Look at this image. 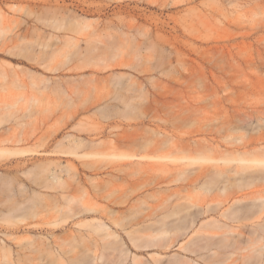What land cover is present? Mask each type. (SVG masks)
I'll list each match as a JSON object with an SVG mask.
<instances>
[{
	"label": "rangeland",
	"instance_id": "1",
	"mask_svg": "<svg viewBox=\"0 0 264 264\" xmlns=\"http://www.w3.org/2000/svg\"><path fill=\"white\" fill-rule=\"evenodd\" d=\"M69 12H70V14H68ZM75 14H77V15L80 14L79 15L80 17H77V15H75ZM68 15H70V16H68ZM84 16L86 18H89V21H92L94 19H96V21L98 20L97 22L95 20L94 21H95V23H97L96 24L97 26L99 25L100 28H103V26H104V30L101 29L102 31L99 28L100 34L103 33V36H102L103 38L101 37L102 41L105 39L104 38V35L106 34L105 32L109 33L111 31V33H112V31H113V33H114L115 28H117L115 30V32L119 31L118 28L120 27L121 31L119 33L123 34L126 32V34H127V32L136 33L138 29H139L138 32H140V31L142 32L143 30L141 28L145 26L144 28L146 30H148L147 32H151L150 30H152V32L149 33V35L151 34L150 35L151 39L149 40L150 43L148 44L149 47L145 48L140 55H137L136 52L133 53V51H132L133 49L129 45L130 43H127L129 46H126L127 49H124L125 48L124 47L123 48L124 51L123 50L116 51V53H115L116 55L109 53L110 56H111V54L113 56H117L118 53L119 54H120V52L122 53L121 54L122 57H119L121 55L117 56L118 58H121V59H118V58L114 59V57H113L114 60L111 59V63H110V61H108L109 57L107 56V54H108L107 52H106V55H104L105 54L104 53V54L99 55V57H97V56L94 57L93 55H92L93 58H91L92 56L87 57L88 55H86L87 53L85 50V48H87V47H85V46H87L88 43L85 40L88 38L86 36L89 34V32H87L88 34L86 33V36L84 35L85 37L83 36L84 30L82 31L81 36H79L80 34L77 35L78 31L81 32L82 26L84 27V25H83L84 24L83 23ZM76 17L78 18L77 21L80 18L83 20L80 19L78 21V23L74 22V20H75L74 18H76ZM55 18H56V20H55ZM101 18H102V20H100ZM132 18H134V20H132ZM65 19H67L68 23L65 21ZM135 19L137 20V22H135L136 21ZM1 21H3V22H1ZM99 21H101V22H99ZM133 21L137 25L136 24L134 25ZM0 22L2 23V24L0 23V31L2 30L0 32V121H1L0 122V125H1L0 126V135L3 134L2 138H0V141L2 139V142H4V143H1L0 149H1V147L5 148L7 146H11L8 149H13L12 148L13 146L15 149L17 146L18 149L26 150L23 153H20V152L17 154L15 153L16 155L12 152H11V155H10V153L9 154L7 153L6 155H3V153H0V158L2 157V160L0 159V171H1L0 175L7 174V177H8V175H10V176H12V178H14V180H16L15 182H13L14 180L12 181L11 180L12 178L9 176L10 179L6 177L7 179L4 178L3 179L4 181L3 180L0 181V189H2V187H3V189L5 188L4 190L2 189L3 191L2 190L0 191V204L2 205V206L0 205V212L2 211L1 214L2 215L4 214V217L3 216L2 217L6 219V220L3 219V221H1L2 218H0V232H1L0 233V252H1L0 264H4V261L2 258L6 259V256H2L3 255V252H2L3 248L6 249L5 250L6 252H8L7 254L6 253L5 254L9 255V258L6 259L7 261L5 260L6 261L5 264H7L9 261H11V259H13L16 262V264H29V263L30 264H34V263L35 264H44L41 253L37 249H35L38 244H36L34 241L37 242V239H38L37 243H39V241H41V238L44 236H49L50 239L57 241V239H55V237L59 238L60 235H62V237L64 236L63 238H65V237H66V239L68 238L67 240H69L71 236L73 237V234H76L75 233L77 231L76 228L78 229L79 226H77L75 224V222L78 221L79 219H82L83 216H81L79 214L76 216L75 213H76L77 209L80 207V205L83 203V201L85 202V200H86V199H84V197H87L86 194L89 192V191L88 192L86 191L87 193L84 192L86 186H87L86 190H90V192H91V193L89 192L91 196L89 194H87L88 197H91V198L93 197V199H91V201L92 200L94 201V199H95L96 201L98 200V202L102 203V204H95V206L98 205L97 207L100 209V212L98 211L95 213H91L90 216H99L101 214V212L105 213L107 211L105 208H107V207L104 208L105 212H104V210L101 211L102 210L101 208H103V207H101V205L104 206L105 203L106 204L108 203L109 206L116 208V209H121V210L126 209L127 210V208L129 209V207L132 208L133 202L136 203L135 205H133V208H134V206H136V205L137 206L141 205L140 203L142 201L144 202V199H146V202H147L146 206H148V204H150L149 207L150 206L155 207V206H157L159 201H162L164 199V197L168 198V196H169V202H170V197H171V203L172 202L175 203V201H177V200L180 201L179 199H181V200L186 199V201L188 199V202L190 200H192L194 203L202 204V205L205 204V206L209 203L210 204L213 203V204H211V206H214L216 203H218L219 200H221V199L223 200V198H226V196H227L226 192H224L222 190H220V191L217 190L218 191L217 192L216 189H214L215 191L213 192V191H211L210 188L208 189V187H206L208 189L207 190L201 184L202 182H199L198 184H194V183L192 184V183H189V180L186 178H184V180L183 179L180 180V178H181L180 176H179L180 178L177 177V178H179V179H177L175 176H178V175H176V173H177L176 171L178 170V168H177V170L175 168L179 167L181 165L180 164L181 161L180 162L178 161L179 163L176 161H172V164L170 162H168L169 163L168 167H169V169H171L170 172L172 173L174 171L173 172L174 174L173 173L171 174L170 172H167L168 173L167 174L166 172H162L161 170H158V169H157L158 172H157V170L156 171L154 170L155 172L153 170H150V171H148L149 173L152 171L151 173L154 172L157 175V176L156 175L153 176L150 173V176L152 175V177L147 176L149 173H147V175H141L143 170L146 172L145 169H142L138 173L134 172L135 174H131V175H136L137 178L133 177V176H131V178H130V175L128 174V172L133 173L132 172V171H134L133 168H132V170H129L131 168L125 169L128 172L125 170L119 172L117 170H112L110 166H106V167L103 166L105 168L103 169V167H102L101 169H99V171H101V172H97L98 170H95L92 167H89V166H91V164L87 165V163L88 164L92 163V160H94V159H92L93 157H91L90 160L88 159V157H86L87 158L86 160H85V157H84V159L81 158L82 160H78L80 158H78L77 156L72 155V154L66 155V153L60 151V149L64 148V146L62 148H60V146H59V148L58 147L56 148V144H54V141H52L53 140L52 138H54L55 134H60L61 132L68 131L75 124L76 125L74 127H76L77 129L74 130V128H73L70 131H73L76 134L83 135V136H86L89 134H94V133L98 132L99 130L100 131L101 130L102 131L109 130V129L112 130V128H116V130L114 129V131L117 133L123 132L125 134L126 130H127L128 132L131 131L132 134L135 132H136L135 134H137V132L141 133V130L143 132L145 130V133H147V128H150V130H151L154 127H156V129H158L159 127H162L160 129H162V130L164 129L165 132L168 133L169 135L173 134L172 136H175L174 140L175 139L180 140L182 138L183 139H189V138L194 137V139L200 140L202 138L201 141L202 140L205 141L204 139L206 137V139L208 138L210 141H213L215 143L218 142L219 144H225V143L227 144V141H226L227 139L225 140L224 138L227 137L226 135H228V134H232L233 136L244 135V136H248V137L249 136L250 137L251 136H257L259 134L264 135V0H206L204 3H202L200 0H0ZM65 22L67 24L66 26H65ZM69 22H71V23H69ZM61 23H64V24H61ZM74 23H77L75 25V27L73 26ZM121 23H122V25H121ZM125 23H126V25L129 23L128 24L129 29L126 28L128 26H126ZM130 23H132L134 25V27H130ZM71 24H72L71 27H74L73 28L74 30L72 28H70ZM138 24H140V26ZM53 25H56V27ZM96 25H94V26H96ZM109 25L111 27H108ZM141 25H142V27H141ZM147 25H149V27H151V29H149ZM94 26H93V28H94ZM1 27H2V29H1ZM112 27H113V30H112ZM76 28H80V29H76ZM90 28H88V29L90 30ZM131 28H132V30H130ZM109 29H111V30H109ZM122 29H123V31H122ZM145 29H144V31H146ZM91 30H92V28H91ZM124 30H126V31H124ZM141 32H140V35L138 36V38L140 40L144 39L143 35H142L143 38H141V34H142ZM156 32H159V33H156ZM144 33H146V32H144ZM68 34L73 35L71 37L72 41H75L76 40L75 38L79 39L80 44L83 47H85V48H83L84 53H81V54H83L87 58L82 56L80 53H79L81 55L80 57H84L83 59L78 57L79 54L76 55L78 53V52L75 53L76 49L75 48L72 49L71 45H69V44H71L69 42L70 36L62 37V36L68 35ZM159 34H161V36H159ZM106 35H108V34H106ZM109 35H110V33H109ZM118 35H121V34H118ZM58 37L60 40L58 39ZM73 37L75 40H73ZM124 37H127V36H124ZM124 37H122V38H124ZM64 38H65V40H64ZM124 39L127 40V38H124ZM108 40H111V38ZM57 41H58V43H57ZM65 41L69 42L68 46H65ZM37 42H38V44H37ZM53 42H54V44H53ZM155 42L158 44H156ZM154 45H156V48H159V50L156 51V48ZM158 45H159V47H158ZM51 46H52V48H51ZM63 46L65 47V50L63 49L64 48ZM53 47L55 48V51H54ZM60 47H63V48H61L62 51L60 50ZM66 47L68 49H69V47H71L70 49H72V50H70V49L67 50ZM73 47H74V45H73ZM160 47L164 48V49H161ZM56 48H57V51H56ZM125 50H126V52H125ZM163 50H164V52H163ZM108 51L111 52L112 50H108ZM73 52H74V54H73ZM87 52H88V50H87ZM112 52L114 53V51H112ZM130 52L133 55H130L131 54ZM32 53H34V54H32ZM91 53L93 54V52H91ZM69 54L75 58H72L71 56L69 57L68 56ZM127 55H128V57H127ZM105 56L107 57L108 60L105 59L106 58ZM29 57H31V58H29ZM102 57L104 58V61L106 60L104 63L109 62V63H107L108 64V70H106L105 64L103 62L101 63V61H103ZM140 57H144V58L140 59ZM71 58H72V60H71ZM94 58H96V59L93 60ZM111 58H112V56H111ZM36 59L38 60V62L40 64L37 63ZM81 60L83 63L81 62ZM131 60H132V62L135 61L136 63L135 62L132 63ZM86 61H89V62L85 63ZM128 61L132 64H135V65L138 64V65H136V67L133 65L132 66L130 65L131 67H129L128 65H126L124 67L125 64H121V65L119 64V63H127L128 64L129 63ZM111 65L114 66V68L113 67L110 68L109 66H111ZM100 66H101V68L104 67L103 69H105V70L99 68ZM132 68H135V69H132ZM11 69H12V72L15 69H16V71H14L12 73V72H10ZM19 69H22V73L20 72L21 70H19ZM29 69H31V71H29ZM23 70H25V73H23L24 72ZM111 71H113L114 73L116 71L130 72L131 74H133L132 80L135 79V81L136 80L138 81V83H136V85L134 86V87H136L135 89H138L137 84H139L138 87L141 88V90H139V89L136 90V91H138L137 92L139 94L138 96L135 95L136 92L134 93L135 90L132 87H131V89L125 88L126 90H123L124 92L122 91L123 97H126L127 99H130V98L135 99V101H133L131 99L132 100V106L131 107L133 109L132 108L128 109L129 110L128 112L125 111V109H123V110L120 109V110H122L123 113L121 111L120 112L118 111L115 113V111L119 110V109L112 111L115 108L114 109L111 108L110 111H109V109L108 110H101V111H99V110L97 111V109H96V111H95V109H92V107L88 108L89 106H85V104H83V102L79 103L80 100L85 98L84 99L85 102L87 101L86 105H88L89 104L88 102H90V100L91 101L93 100V102L96 101L94 98L96 96H98L99 93H102L104 95V92L106 91V88H104V87L105 86L107 87L106 83L109 81L108 79L114 78V74H111V77H109L110 73H113ZM16 72H19L18 74L20 75L19 76L20 78L22 77L20 79V81L17 78L18 74ZM29 72H31V73H29ZM34 72H36V73H34ZM10 73H12V74L16 73L17 74L15 77L16 78L15 83H14V81H15L14 75H12ZM32 73L35 74L34 77L31 76ZM6 74H9V75L7 76ZM39 75L41 77L43 75H45V77H49L50 79L43 77V79L45 78V81H47V82H43L42 81L43 79H40L41 80L40 81L38 79V77L41 78ZM70 75H72V76H70ZM100 76L105 78V80L103 79L104 82L106 80L107 81L105 83H103V82L101 83V81H103V80L100 79V78H102ZM149 76L151 77V79L148 78ZM76 77L79 80L75 82L74 78H76ZM55 78H56V80L60 79V81H61V82L60 81H56V82H60V84H64L65 86L61 87V85L59 86L57 84L58 85L57 87H61L60 89L57 88L56 82H54ZM77 78H76V80H77ZM67 79H69V80L66 81ZM37 80H38V83H37ZM88 80H90V81L95 80L94 81L95 85L97 84L96 80H100L99 85L100 86L103 85L102 89L100 91L98 89H97V91H95V92H97V95L95 94V92H93L95 94V96L89 95L90 97L92 96V99L90 97L89 98L85 97L89 93L85 89V87L86 88L88 87L85 85L88 82H90ZM114 80L115 79H113V81ZM125 80H127V79H125ZM34 81H36V82H34ZM70 81H71V83H73V81H74L75 85L68 83ZM53 84L58 89V91L59 90L61 91L63 88H65V90L67 89V93H66V91H64V89H63V91L66 94L64 92L63 93H59L58 91L55 92L54 91L55 89L53 90V88H55V87H52ZM77 84H78V86H76ZM91 84H92V82H91ZM104 84H105V86H104ZM107 84L110 88L107 87L108 89L105 93H108L109 89L112 90V88L114 89L113 92L115 93L116 85H115V87H112L111 84H113V83L109 82ZM114 84H115V81H114ZM17 85H18V87H17ZM99 85H97V87L96 86L95 87L96 88L99 87V89H100ZM93 86L91 85V87H90V84H89V87L91 88V90L94 91L95 88H93ZM140 86H142V87H140ZM48 87H50V88H48ZM68 87H69V89H68ZM83 87H84V89H83ZM71 88H72V91H70ZM78 88L83 89V90H81V91L76 90ZM88 89L89 88H87V90ZM132 89H133L132 95L130 94L128 97L125 96V91H126V95H128L127 91L130 92ZM116 91H117V89H116ZM91 93H92V91H91ZM69 94H71V96ZM84 94H85V96H84ZM101 95H100V97H102V99H110L112 96V95H110V98H109V94L108 95L105 94L106 97L108 96V98H106L105 96L103 97ZM93 96H94V98H93ZM86 98H87V100H86ZM138 99H141V100H138ZM142 99H145V100L147 99L148 101L144 100L146 102L145 103L144 101H142ZM1 100L6 101V102L8 101V102L3 103V101H1ZM67 100H69L70 102ZM72 100H76V101H74V103L73 102L71 103ZM9 101H10V103H9ZM155 101H156V103H155ZM11 102H13V105L15 102V105L13 106L11 104ZM76 102L81 104L80 106H85V108L83 107L85 110H83V108L80 107L81 109L78 108L79 111L77 110L79 113L77 112V115H73L76 113V110L72 109L73 108L72 106L75 105L74 108L77 107L78 104L76 106ZM134 102H136V103H134ZM139 102H141V103H139ZM142 102H144L145 104ZM149 102H151V103H149ZM2 103L7 104V105L9 103V105L5 107ZM69 103H71V104H69ZM90 104H91V102H90ZM136 104L139 106H137ZM16 105H18V106L16 107ZM91 106H92V104H91ZM140 106L142 107V110L145 109L143 111H145L146 115L144 114V112L142 113ZM63 107H64V109H63ZM70 108L73 111H71ZM139 108H140V111L138 112ZM66 109L68 112L66 111ZM69 109L71 112L69 111ZM134 109H135V111H134ZM8 110L11 112H9ZM107 111H109V112H107ZM111 111L113 112L112 114H111ZM5 112L7 114H5ZM94 112L97 114L95 115ZM100 112H102V113H100ZM104 113H106L107 116ZM119 113L121 116L119 115ZM141 113L144 115L142 116ZM151 113H153V114H151ZM117 114H118V117H117ZM123 114H125V115H123ZM147 114L149 116H147ZM23 115H25V116H23ZM85 115H86V117L88 115V117L86 118ZM13 116H14V118H13ZM63 116H64V118H63ZM65 116H66V118H65ZM68 116H69V118H68ZM83 116H84V118H83ZM129 116H130V118H129ZM138 116L141 119H139ZM59 117H60V119H63V121L62 120L60 121ZM11 118H13V119H11ZM71 118H72V120H70ZM88 118H89V121H87ZM9 119H10V121H9ZM127 119H130V120H127ZM84 120H86V121H84ZM94 120H96V122ZM2 121H4V122H2ZM20 122L21 123L23 122L22 123L23 125ZM79 122H82L84 125L79 123ZM89 122H90V124L93 123L94 126H96L95 124H97L99 126V128H98L99 130L97 129L98 130L97 131L96 129H94L95 127L93 129L92 128L88 129V126L90 125ZM19 123L21 126L17 125ZM93 124H92V126L90 125L89 127H93ZM59 125L62 129L59 127ZM103 125H104V127H103ZM122 125H124V126H122ZM159 125H161V126H159ZM78 126H79V128H78ZM83 126L87 127L88 130H86V132H85V130L83 132L79 131L81 128H83ZM146 126H148V127H146ZM58 127L60 128V130L58 129ZM124 128L126 129L125 131L123 130ZM128 128H129V130H128ZM139 128H140V130H138ZM50 129L53 130L54 134L51 135V133H50V136H48ZM90 129L92 132L87 133V131H89ZM132 129H134V130L132 131ZM12 130H15V132L18 130V135H19V133L22 134V135H20V138L23 141H21L20 143L18 142V144H17V141L19 140L18 139L19 136H17V134L15 135V133H14V135L18 137L15 140L10 139V138H6L9 135H11ZM23 130L29 132V135L26 132L21 133ZM4 132H5V134H4ZM8 132L10 134H8ZM33 134H34V136L32 137L31 140L25 138V137H27V135L29 136L28 138H31L30 136H32ZM127 134H130V133H127ZM45 135H47V136H45ZM15 136H13V138ZM21 136L24 138H22ZM3 137H5L7 139L6 140L7 142L9 141L8 139H10L11 142L5 143V140H3ZM45 138H48V140L46 139V142H45V143H47V142L48 143L46 145H43ZM12 140H14L16 143L13 144L14 142L12 143ZM40 141H43V143H39ZM203 143H206V142H203ZM4 145H5V147H4ZM40 147L42 149H40ZM54 147L57 150L59 149V151H56V149ZM38 148H39V151L37 150ZM83 148H82V150L80 148V152H85L86 150L89 151V148H86V149H83ZM54 149H55V152H54ZM50 152H51V154H50ZM56 152H60L61 154H59V153L56 154ZM52 153H55V154H52ZM7 155L10 157L8 158ZM3 156H5V158H3ZM50 156H52V157H50ZM58 158H61L64 164H67L68 163L67 160H69V162L70 161H71V163L73 162L75 164V166H76V164H77V166H79V167H75V168H79L78 171L75 170V172H78V175H74L77 173L72 171L73 176H75V178L71 177V175H69L70 177L68 175H65L66 178H69V179H67L68 189L70 188L69 185L73 186V187H71L72 188L71 191H68L67 187L64 188L66 190L63 191L60 183H59V186L57 185L58 187L54 186L55 189L60 188L58 190H55L53 185L50 186V188L53 187L52 189H54V190H52V189L50 190L49 188L43 189L45 187L43 184L41 185V182H44L43 181L44 178H42L43 175L42 176L40 175L41 178L43 179L42 180L38 175L39 173L41 174V172H42L40 170L41 167H39V165L46 164V163L50 164V162L53 159H58ZM9 160H11V161H9ZM41 160H43V161H41ZM83 160H85L86 164L82 163V162H84ZM87 160H89V161H87ZM190 162H191L190 164H192L191 165L192 169H197V166L199 168H201L206 163V162H204V164H202L203 162L199 163V161L198 162L196 161L195 162L196 164H195L192 161H190ZM53 163L54 162H52V164ZM82 164H83V166H84V164L86 166L83 167ZM177 164L179 166H177ZM187 164H188V162H187ZM200 164H202V166ZM208 165H209V162H208ZM210 165H211V163H210ZM189 166H187V167L189 168ZM191 166H190V168H191ZM205 166L207 167L206 164H205ZM31 167H33V168H31ZM34 167L36 169H34ZM73 167H74V165H73ZM109 168H110V170H109ZM32 169L34 172H32ZM23 170H24V174L22 172ZM115 171H117V172H115ZM92 172H94V173H92ZM121 172L124 174H122ZM27 173L31 174L30 175L31 177H32V175L33 176L36 175V176H35V178H32V180H28V178L29 179H31V178L26 177ZM111 173L114 175H112ZM29 174H28V176H29ZM110 174L112 175L113 178L116 177L115 183L119 184L118 187L121 190V191L118 190V187L115 184L114 186L117 187L116 190L119 192L113 191L114 195H115V192H116V194L123 193V198L121 197V199H124V197L130 198V200H129V198L127 199L128 201L124 205H120L119 203H118L119 205H117L116 202L112 203L113 199L109 198L110 196H112L110 194L112 193V190H113V189L111 190L109 187L110 186L112 187V184L114 183V179L111 176H110L111 178L109 177ZM80 175H81V177H80ZM85 175H87V176H85ZM2 176H0L1 179H2ZM76 176H79L78 178H80L82 180H80V179H77L78 181L75 180ZM92 176H94V177H92ZM98 176L103 177V179H102L103 181L100 179L101 177L99 178ZM118 176H120V178H121V176H123V177L126 176V177L125 178L122 177L123 179H120ZM3 177H5V175ZM38 177H39V180H38ZM144 177L146 178L147 181L149 179V181L147 182ZM169 177H171V178H169ZM89 178H90V180H89ZM93 178H95V180H93ZM106 178H108L109 180L111 179L110 182L112 184L111 183L108 184V182L106 181L107 184L110 185L109 187H108V185L104 184L105 186H107L106 187L107 189L109 188L111 190V193L110 194L107 193L110 191V190L108 191L107 189H105L106 192L103 189H102L103 190L102 191L101 187L103 185H101L100 187H98L99 186L98 185L97 187L100 189L99 191H101L102 195H103L102 192L109 194L107 196V198L110 201L106 200L107 198H102L101 194H100L101 197H98L97 195H95V193L98 190H96V191L93 190L97 184H99V183L101 184V182H104V180ZM117 178H119L120 180ZM152 178L153 179L155 178V179L153 180ZM71 179H73V180H71ZM91 179L93 181H95V183L93 182L94 184L97 183L95 186L93 183H91L92 182ZM96 179H98V180L100 179L101 182H96ZM10 180L12 182H10ZM79 180H80V182H79ZM86 180H89L90 184ZM81 181H83V182H81ZM3 182H5V183H3ZM18 182H20V185H19L20 187H17ZM39 182H40V186L38 185ZM123 182L125 183V185ZM129 182H131L130 186H129ZM154 182H156V183H154ZM12 183H14L13 186H12ZM24 183H25V185L27 184L26 186L24 185L25 187L23 186ZM145 183H146V185H145ZM44 184H45V182H44ZM91 184H93L94 188L91 186ZM21 185H22V187L25 188L26 192L28 191V189H27L28 187L30 189V192L32 190H33L32 192H34V189L36 188V190H39L41 192V196L39 194H35V192L34 193L31 192V193H29L30 194L29 195L30 197L28 199L29 202H25L26 200L24 201L22 199L28 198V192L27 193L25 192V194H24V192H22V191H24L23 190L24 188H21ZM55 185H56V183H55ZM75 185L77 188H78V186L81 185V188L79 191L75 190V189H77V188H75ZM142 185L145 187H142ZM41 186H43V187H41ZM124 186H125V188H124ZM138 186H141L140 187L141 192H140L139 188H137ZM196 186H197V188H195ZM202 186H203V188H202ZM126 187H128V188H126ZM19 188L22 189V191L20 190V192L23 194H21L19 192V190H18ZM131 188H134L136 190L134 191V189H131ZM142 188H143V190H142ZM144 188H146V189H144ZM14 189H16L17 191L16 190L14 191ZM73 190H75L77 192L74 193L75 191L73 192ZM114 190H115V187H114ZM4 191H8V193L10 191L11 192L10 194H12V195H9V197H8L7 196L8 193H6ZM13 191H14V193H13ZM62 191H63V194L64 193H68V194L73 193L72 197L74 199L72 201H71V199H69V200L64 202L62 200V197L60 194ZM99 191H98V193H100ZM126 191H129V192L126 193ZM209 191H210V193H209ZM2 192H3V194H2ZM15 192H17V193L15 194ZM43 192L45 193V195ZM130 192L132 194L134 192H136V194L134 193L133 194L134 196H133ZM150 192H151V194H150ZM4 193H6V194H4ZM18 193H20V194H18ZM42 193L45 196V198L42 195ZM46 193H48V194L49 193L50 194L55 193L54 195H56V194L59 195V196H57V195L54 196L52 194V196H54V197H52L49 194L50 199L53 198V200H51V201H55V203H58L59 205L61 204L60 206L63 207V210L66 209V206L70 207L71 209L67 207L68 211H66V212H68V214H70L69 212L71 210L72 214L74 212L73 215H75V217L71 216V214H70L71 219H68V217H66V216H68V214L67 213H66L67 215L64 214L65 210L64 211L60 210L59 205L58 204L54 205L55 204L54 202H51V204L54 205L51 207L50 206L51 204L49 203L50 201H46V198H47ZM82 193L83 194L85 193V194L83 195ZM125 193H126V196H125ZM32 194H34V195H32ZM75 194H77V195L82 194V196L79 195L80 197L78 196L79 197L78 198L77 195H75ZM107 194H105V195H107ZM145 194L148 196L145 197L146 196ZM175 194L176 195L178 194V195L176 196ZM2 195L6 196L8 198V200H7V198H6V200H1V199H5V197ZM15 195H17V196H15ZM74 195L76 198L74 197ZM105 195H103V197ZM14 196L16 198H18V200L16 202L21 200L23 203L24 202L26 204L28 203L27 205H30V204L32 205V207H30V206L28 207L29 208L28 209L29 211H28V210H26V208H24V207H27L25 204L17 203V204L21 205L20 209H22V210H20V209H16V210L22 211L21 214H23V209L27 211L26 214L24 213L22 215V219H21L20 214L19 215L16 214L17 212L14 213V211H16L15 208H17V206L15 207L16 203L13 204L14 206L12 204H10L12 202L11 197H13L15 199ZM38 196L41 197V198L39 197V199H41V200L43 199V201H45V202H43L41 200H37L39 203V205H37L38 203L35 201L34 198L37 197V199H38ZM121 196H122V194H121ZM2 197H4V198H2ZM21 197H24V198L21 199ZM116 197L117 196H114L113 198H116ZM138 197L139 198L141 197V199H140L141 202L138 200H137L138 202H136V199H138ZM177 197H178V199H176ZM59 198H61V199L58 200ZM31 200H32V202L34 200L37 204L35 205L34 202H33L34 203L33 204L31 202ZM64 200H65V196H64ZM114 200L116 201V199H114ZM5 201H6V203H4V204H7V205H5L6 208H8V209H9V207L11 209L13 208L14 211H12L10 209L8 210L5 208V206H3L4 204H2V203ZM78 201H80V204ZM81 201H82V203H81ZM87 201H88V199H87ZM143 202L141 205V206H143L142 208H147L145 206V202H144V205H143ZM232 202H233V200L232 201L228 200L223 205H221L220 208H225L226 206H228ZM46 203H49L50 204L49 206L52 209H56L57 211L56 210H54V211H56V213H60V214H56L55 212L52 211V209L49 212H48V210H45V209H47V208L44 209ZM75 203L79 204V206H77L78 208H76ZM89 203H87V204L89 205ZM73 204L75 205L76 211L72 210V208H74ZM8 205H9V207H8ZM91 205L93 206L94 204L91 203ZM41 206H43V207H41ZM40 207L44 209L43 214L45 213L44 214L45 216L42 215V213H40L41 217L38 216V213H39L38 209ZM47 207H48V205H47ZM50 207H48V208H50ZM97 207H95V208H97ZM131 208H130V210H133V211L132 212L128 211V213L129 214H131V213L134 214L133 212L136 213V211H137L136 208H134V209H131ZM35 209H36V211H38V213H35ZM137 209H138V207H137ZM140 209L141 208H139V211L145 210V209H141V210ZM10 211L13 212L14 216L18 215L20 217L13 218L14 216H13V214L10 215L12 213ZM26 211H24V212H26ZM58 211H62L64 213H61ZM6 212H7V214H6ZM142 212L144 213V211H142ZM46 214L51 215L53 220L50 216H48ZM139 214H140V212L137 213V216H140ZM7 215L9 216V219L11 218V222L15 221L14 219H16V220L21 219V220H20V222L16 221L17 224H16V222H15V224L13 223L14 225L10 224L11 222L7 219ZM33 215L34 216L36 215V217L38 216V218L34 217ZM29 216H31V218H29ZM42 216L47 217V218L49 217L52 220L51 221L52 223L55 222L54 218L56 219L57 217H58L57 220H61V221L66 220L67 222L69 220V222L68 223L65 222L66 224L65 223L62 224L59 222L62 225L56 224L57 227L55 225H54L55 227H51V226H53V224L48 223L49 218H48V220L44 217L42 219ZM214 216H216V212L211 211L210 213L203 215V217H201V221H203V220L208 221L210 219L212 220L214 218ZM23 217H25V219H23ZM63 217H66L67 219H65ZM72 217H73V219H72ZM45 219H46V221H45ZM4 220H5V222L8 220L10 223H4ZM57 220H56V223H57ZM201 221L198 223V225H196L195 227H193L192 229L187 231L188 233L185 234L186 236L183 235L178 239L179 241L177 240L178 242L177 241L174 242L175 245H174V243H171L169 245L171 248L169 246L167 247V245H165V246L157 245L155 247H145V248L144 247L143 248L142 247H140V248L136 247V245L132 244V242L129 240L127 235H125L124 232L122 231L121 235L125 239V244L127 245V246L125 245L124 247H127V249H130L128 251L125 248L126 251L129 252L128 253L129 258L127 256L128 260H126L127 263L125 262V264H134L132 258L134 257L135 254H137L136 256H138V258H140L139 256H141L142 259L147 262L146 264H158V263L161 264L163 261H164V264L165 263L166 264H169V263L173 264V262H174V264H176L174 259L179 258L180 255L187 256L186 259H185V257L181 256V258H184L185 261L188 259L187 262L188 261L189 262L187 264H190V263L196 264V262H198V261L200 262L198 264H207V262H205L206 260H208L209 262L211 261L210 263H212V262L216 263L218 260L219 261L217 263H219L220 261L224 262V260L227 262L228 261L234 262V260H237L239 258L240 259L236 262H237V264L238 263L242 264L244 262V259H242V258H243V255L245 254L246 251L244 252L243 255L239 252H236V253L241 254V255H239V254L237 255L231 251V250H234V249L230 248L231 246H229V248H227V246H226L228 251L224 250L225 248L223 246H222L223 248H221V246H220V248H218V247L217 248L213 247L212 249L200 248L202 250H199V249H197L198 251L196 250V248H197L196 245L198 244V241H199L198 236H197L198 233L196 232V229H198L197 231H199L201 233L204 232V229L199 227V225L201 224ZM42 223L44 225L47 223L50 225H45V226L39 225ZM33 224L34 225L36 224V225L34 226ZM45 228L54 229L55 230L54 232L56 234L55 237H52L50 232H45L44 231ZM71 230L73 231L72 234H70ZM24 232L28 233L27 234L28 236L35 234L34 237H32V238H35L36 240L31 239L32 242L31 241L30 242L32 244H30V246H29V241L27 242V240L29 238L28 239L25 238L26 234ZM4 233H7L9 237L4 235ZM66 233H67V235H66ZM42 234H43V236H42ZM170 234H168V236L172 237L173 234H171V235ZM17 236H19V237H17ZM28 236H26V237H28ZM35 236H37L38 238ZM20 237H23V239H19ZM63 238H59V239L63 240ZM15 239H16V241H15ZM187 239H189V240H187ZM62 240H60L61 242L57 241V243L58 244H60V243L64 244L65 239L63 240L64 242ZM20 242L24 243L25 246H22V247H25L26 250H25V248L23 249L21 247L22 244ZM190 242L192 244L189 247V245L187 246V244H189ZM172 244H173V246H171ZM5 245H6V247H5ZM8 246L9 247L11 246V248H8ZM31 246H35V248H32V250H31ZM193 247L194 248L196 247L194 250H196L197 256L195 255V252L192 253ZM199 247L200 246H198V248ZM185 248H187V251ZM11 250L13 251V252H11L13 256H10ZM250 250L255 251L254 248L250 249ZM33 251H35V252H33ZM252 251H251V253L253 256L251 257L250 260H248L249 261L248 264H255V262H256V264H262V263H259V261H257V260H259L258 259L259 257L257 258V256H256L257 253L255 252V255H254L253 254L254 252H252ZM16 252L18 253V257H17ZM38 252L40 253V255L38 254ZM216 252L219 254H217ZM224 252H226L230 257L227 255V257H229V258H227L226 253H224ZM106 253L109 254V251H107ZM152 253H154V255H155V253L159 254L156 256H158V257L160 256V259H157L158 257H155V256L153 258ZM263 253H264V249H263ZM25 254L29 255V256H27L28 258L25 256ZM222 254H225V256L223 257ZM30 255L31 256L33 255V258H31ZM175 255L176 256L178 255V257H176ZM107 256L108 255H106V258L104 257V259H106V260H104L103 262L101 261V263H103V264L107 263L108 264L109 260H110V264L112 263L111 262L112 257L109 260H107ZM217 256H218V258H217ZM219 256L222 257V259H220ZM24 257L28 260H26ZM188 257L191 259H189ZM209 257L211 259L214 258V260L217 258V260H215V261L213 259L211 260V259H209ZM168 258H169V260H168ZM205 258H206V260H205ZM161 259H163V260H161ZM171 259L174 261H172ZM143 260H141V261H143ZM159 260L161 263L157 262ZM190 260H192V261L195 260L196 262L195 261L192 262ZM105 261H107V262H105ZM223 262L219 263V264H225L226 263V262H224V263ZM236 262H234L233 264H235ZM54 264H57V263H54Z\"/></svg>",
	"mask_w": 264,
	"mask_h": 264
},
{
	"label": "bare ground",
	"instance_id": "2",
	"mask_svg": "<svg viewBox=\"0 0 264 264\" xmlns=\"http://www.w3.org/2000/svg\"><path fill=\"white\" fill-rule=\"evenodd\" d=\"M202 3H204L206 0H200ZM66 10V9H65ZM72 11V10H71ZM66 12V11H65ZM73 12V11H72ZM71 12V13H72ZM68 14H70V12L68 13ZM75 15H77V14H75ZM80 15V14H79ZM79 15H77V17H80ZM173 15V14H172ZM2 16V15H1ZM68 16H70V15H68ZM174 16V15H173ZM74 18L75 20H74V22H77L78 23V21L81 19H79L78 21H77V19L78 18ZM82 17V16H81ZM126 17V16H125ZM124 17V18H125ZM115 18V17H114ZM119 18V17H118ZM135 18V17H134ZM134 18H132V20H134ZM68 19V18H67ZM67 19H65V21L67 22ZM91 19V18H90ZM3 20V19H2ZM55 20H56V18H55ZM54 20V21H55ZM81 20H83V19H81ZM95 21H96V19H94ZM94 20H92V21H89V18H86L85 16H84V21H83V25H84V27L82 26V30H81V32H79L78 31V33H77V35H79V36H81V33H82V31H83V36L85 35L86 36V33L87 32H89V34L86 36V37H88L85 41H87V43H88V45L87 46H85V47H87V48H85V47H83L81 44H80V41H79V39L78 38H75L74 39V37H73V40H75V41H72V36L73 35H65V36H62V37H66V36H70L69 38H70V43L71 44H69V42L68 41H65V46H68V44L69 45H71V47H72V49L73 48H75L74 50H75V53L76 52H78L76 55H78L79 53L81 54V53H84L83 52V48H85V50H86V55H88L87 57H90V56H97V57H99V55H101V54H104V55H106V52L108 53L107 54V56L109 57L108 59H107V57L105 58V59H107L108 61H110V63H111V59H113V57H114V59H116V58H118L117 56H119V55H121L122 53L120 52V54L118 53L117 54V56H113V55H116L115 53H116V51H121V50H123V48L124 49H127L126 48V46H129L130 45V47L133 49L132 51H133V53H135L136 52V54L137 55H140L141 53H142V51L145 49V48H148L149 46H148V44L150 43V39H151V34L149 35V33H151L152 32V30H150L151 32H147L148 30H146L144 27H142V25H141V29L144 31V29L146 30V31H144V32H146V33H144L143 31L141 32L142 34H141V38H143L142 37V35L144 36V39H142V40H140L139 38H138V36L140 35V32H138L139 31V29L137 30V32L139 33H132V32H127V34H126V32L125 33H119L120 31H121V29H120V27L118 28L119 29V31H116L115 32V30L117 29V28H115V30H114V33H113V31H112V33H111V31L109 32L110 33V35H109V33L108 32H105L106 34H108V35H106L105 33V35H104V40L102 41V39H101V37L103 36V33L102 34H100V30L101 29H103L104 30V26H103V28H100L99 27V25L97 26L96 24L97 23H95V21ZM100 20H102V18L100 19ZM136 20V19H135ZM98 21V20H97ZM96 21V22H97ZM110 21V20H109ZM1 22H3V21H1ZM0 22V23H1ZM57 22V21H56ZM66 22H65V26L67 25L66 24ZM99 22H101V21H99ZM98 22V23H99ZM122 22V21H121ZM132 22V21H131ZM135 22H137V20L135 21ZM134 21H133V23H134V25L136 24ZM59 23V22H58ZM68 23V22H67ZM69 23H71V22H69ZM77 23H74V27H75V25L77 24ZM107 23V22H106ZM2 24V23H1ZM61 24H64V23H61ZM116 24V23H115ZM129 24V23H128ZM128 24L126 25V23H125V25L126 26H128ZM141 24V23H140ZM140 24H138L139 26H140ZM52 25V24H51ZM94 25H96V26H94ZM104 25V24H103ZM111 25V24H110ZM108 26V27H111V26ZM121 25H122V23H121ZM132 25V26H131ZM134 25L132 24V23H130V27H134ZM137 25V24H136ZM53 26H55L56 27V25H53ZM60 26V25H59ZM72 26V24L70 25V28H74V27H71ZM93 26H94V28H93ZM118 26V25H117ZM125 26V27H126ZM148 26V28L149 29H151V27H149V25H147ZM61 27V26H60ZM68 27V26H67ZM92 28V30H91V28ZM136 27V26H135ZM59 28V27H58ZM84 28V29H83ZM88 28H90V30L87 29ZM99 28H100V30H99ZM126 28H128L129 29V26L128 27H126ZM144 28V29H143ZM1 29H2V27H1ZM4 29V28H3ZM71 29V30H72ZM76 29H80V28H76ZM108 29V28H107ZM65 30V29H64ZM74 30V29H73ZM72 30V31H73ZM86 30V31H85ZM109 30H111V29H109ZM112 30H113V27H112ZM130 30H132V28L130 29ZM136 30V29H135ZM2 31V30H1ZM0 31V32H1ZM102 31V30H101ZM122 31H123V29H122ZM124 31H126V30H124ZM104 32V31H103ZM129 33V34H128ZM156 33H159V32H156ZM53 34V33H52ZM75 34V33H74ZM112 34V35H111ZM114 34V35H113ZM118 34H121V35H118ZM126 34V35H125ZM51 36V35H50ZM84 36V37H85ZM106 36V37H105ZM110 36V37H109ZM124 37V36H127V37H124V38H127V40H125L124 38H122V37ZM153 36V35H152ZM159 36H161V34H159ZM109 37V38H108ZM52 38V37H51ZM57 38V37H56ZM103 38V37H102ZM110 39L111 38V40H108V39ZM50 39V38H49ZM58 39H59V37H58ZM78 39V40H77ZM107 39V40H106ZM37 40V39H36ZM60 40V39H59ZM64 40H65V38H64ZM106 40V41H105ZM108 41V42H107ZM154 41V40H153ZM61 42V41H60ZM64 42V41H63ZM73 42V43H72ZM57 43H58V41H57ZM56 43V44H57ZM67 43V44H66ZM127 43H130L129 45L127 44ZM152 43V42H151ZM156 43V42H155ZM37 44H38V42H37ZM43 44V43H42ZM53 44H54V42H53ZM60 44V43H59ZM58 44V45H59ZM64 44V43H63ZM74 45V47H73V45ZM126 44V45H125ZM156 44H158V43H156ZM49 45V44H48ZM43 46V45H42ZM62 46V45H61ZM155 46V48H156V45H154ZM44 47V46H43ZM64 47V46H63ZM63 47H60V50L62 51V49L61 48H63ZM71 47H69V49L71 48ZM158 47H159V45H158ZM6 48V47H5ZM9 48V47H8ZM38 48V47H37ZM45 48V47H44ZM43 48V49H44ZM51 48H52V46H51ZM54 48V47H53ZM58 48V47H57ZM57 48H56V51H57ZM154 48V47H153ZM161 48V47H160ZM59 49V48H58ZM64 50H65V47L63 48ZM66 49L67 50H69L67 47H66ZM72 49H70V50H72ZM161 49H164V48H161ZM87 50H88V52H87ZM93 52V54L90 52ZM108 50H112V51H114V53L111 51V52H109ZM157 50H159V48H156V51ZM54 51H55V48H54ZM59 51V50H58ZM124 51V50H123ZM155 51V52H156ZM39 52V51H38ZM37 52V53H38ZM60 52V51H59ZM65 52V51H64ZM68 52V51H67ZM125 52H126V50H125ZM163 52H164V50H163ZM12 53V52H11ZM61 53V52H60ZM69 53V52H68ZM109 53H112L111 54V56H112V58H111V56L109 55ZM131 53V52H130ZM129 53V54H130ZM32 54H34V53H32ZM55 54V53H54ZM58 54V53H57ZM64 54V53H63ZM73 54H74V52H73ZM79 54V58H84L85 56L83 55V54H81L82 56H84V57H80L81 55ZM91 54V55H90ZM124 54V53H123ZM169 54V53H168ZM36 55V54H35ZM130 55H133L132 53L130 54ZM33 56V55H32ZM65 56V55H64ZM69 57L71 56L70 54L68 55ZM93 56L91 57V58H93ZM34 57V56H33ZM72 58H75V57H73V56H71ZM87 57H85V58H87ZM96 57V58H97ZM104 57V56H103ZM102 57V60L103 61H101V63L103 62H105L104 61V58ZM119 57H122V55L121 56H119ZM127 57H128V55H127ZM29 58H31V57H29ZM35 58V57H34ZM39 58V57H38ZM72 58H71V60H72ZM78 58V59H79ZM96 58H94L93 60H95ZM130 58V57H129ZM132 58V57H131ZM137 58V57H136ZM135 58V59H136ZM141 58H144V57H140V59ZM113 59V60H114ZM118 59H121V58H118ZM117 59V60H118ZM128 59V58H127ZM77 60V59H76ZM86 60V59H85ZM133 60V59H132ZM132 60H131V62H132ZM36 61H37V63H39L38 62V60L36 59ZM116 61V60H115ZM130 61V60H129ZM128 61V62H129ZM80 62V61H79ZM81 62H82V60H81ZM87 62H89V61H86L85 63H87ZM133 62H135V61H133ZM132 62V63H133ZM83 63V62H82ZM107 63H109V62H106V63H104L105 64V67H106V70H108V64ZM132 63H119L120 65L121 64H125L124 65V67L126 66V65H128L129 67H131L132 65L133 66H135L136 67V65H138V64H132ZM136 63V62H135ZM40 64V63H39ZM107 64V65H106ZM5 65V64H4ZM45 65V64H44ZM131 65V66H130ZM13 66V65H12ZM104 66V65H103ZM44 67V66H43ZM110 68L111 67H113L114 68V66H109ZM24 68V67H23ZM22 68V69H23ZM99 68H101V66L99 67ZM104 68V67H103ZM103 68H101V69H103ZM109 68V69H110ZM18 69V68H17ZM22 69H19V70H21L20 72L22 73ZM50 69V68H49ZM97 69V68H96ZM132 69H135V68H132ZM14 70V69H13ZM100 70V69H99ZM103 70H105V69H103ZM4 71V70H3ZM14 71H16V69L14 70ZM13 71V72H14ZM24 72L23 73H25V70H23ZM29 71H31V69H29ZM10 72H12V69L10 70ZM12 72V73H13ZM111 72H113V71H111ZM12 73H10V74H12ZM17 74L19 73V72H16ZM16 73H14V74H12V75H14V78L16 77ZM29 73H31V72H29ZM28 73V74H29ZM34 73H36V72H34ZM34 73H32L31 74V76L32 77H34L35 76V74ZM93 73V72H92ZM111 74H114V78H110V79H108L109 81L107 82V83H109V82H111V83H113V84H111V86L112 87H115V85H116V87H115V93L113 92V88H112V90H110L109 89V92L108 93H105L106 91H107V89L108 88H110L109 86H108V84L106 83V85H107V87L105 86V84H104V88H106V91L104 92V95L102 94V93H99L101 96H105V94H109V98H110V95H112L111 96V98L110 99H102V97H100V95L98 94V96H96L95 98H94V96H95V94L97 95V92H95V91H97V89L100 91L101 89H102V86L103 85H99L100 83V80H96L97 81V84L95 85L94 84V81H90V80H88V81H90V82H88L89 84H90V87H91V85L93 86V88H95V90L93 91V90H91V88L89 87V84L87 85H85V86H88L87 88H89L88 90H87V88L85 87V89H86V91H88L86 94V96H85V94H84V96L85 97H87V98H89L90 96L89 95H94L93 96V98L96 100V101H94L93 102V100L91 101L90 99V102H91V104H92V106H91V104H90V102H88L89 104L88 105H86V102H85V98L84 99H82V100H80L79 101V103H82L83 102V104H85V106H89L88 108H90V107H92V109H95V111H96V109H97V111L99 110V111H101V110H108L109 109V111H110V109L112 108V109H114V110H112V111H115L116 109H119V110H116L115 111V113L116 112H122V110L123 109H125V111H129L128 109H131L132 107V100L133 101H135V99H132V98H130V99H127L126 97H123V93H122V91L123 90H126L125 88H128V89H131V87L132 88H134V93L136 92V94L135 95H139L137 92L138 91H136V90H141V88H139L138 87V85L139 84H137V88L138 89H135L136 87H134L135 85H136V83H138V81L136 82L135 81V79L134 80H132V75L133 74H131L130 72H122V71H116L115 73L113 72V73H110V76L109 77H111ZM7 76L9 75V74H6ZM30 75V74H29ZM20 75L18 74V76H17V78L19 79V81H20V79L22 78H20L19 77ZM40 76V75H39ZM70 76H72V75H70ZM41 77V76H40ZM43 77H45V75H43L41 78H39L38 77V79L40 80V79H43ZM100 77H102V76H100ZM108 77V78H109ZM13 78V79H14ZM45 78H47V79H50L49 77H45ZM45 78L42 80L43 82H47V81H45ZM77 78V77H76ZM76 78H74V80H75V82L76 81H78L79 79L77 78V80H76ZM98 78V77H97ZM146 78V77H145ZM148 78H150L151 79V77L149 76ZM12 79V80H13ZM46 79V80H47ZM58 79V78H57ZM94 79V78H93ZM100 79H104L105 80V78H100ZM107 79V78H106ZM113 79H115L114 81H115V84H114V81H113ZM125 79H127V80H125ZM55 81L54 82H56V81H60V79L59 80H56V78L54 79ZM69 79H67L66 81H68ZM104 80L103 81H101V83L103 82V83H105L104 82ZM125 80V81H124ZM14 81V80H13ZM41 81V80H40ZM117 81V82H116ZM16 82V78H15V81H14V83ZM34 82H36V81H34ZM61 82V81H60ZM60 82H56V87L59 85H61V87H63V86H65L64 84H60ZM91 82H92V84H91ZM37 83H38V80H37ZM68 83H71V81L70 82H68ZM50 84V83H49ZM58 84V85H57ZM71 84H74V81H73V83H71ZM142 84V83H141ZM51 85V84H50ZM75 85V84H74ZM97 85H99L100 86V89H99V87L98 88H96L97 87ZM114 85V86H113ZM76 86H78V84L76 85ZM75 86V87H76ZM96 86V87H95ZM17 87H18V85H17ZM52 87H55V85L53 84V86ZM53 88V90L55 91V92H57L58 91V89L57 88H61V87H57V88ZM124 87V88H123ZM140 87H142V86H140ZM48 88H50V87H48ZM64 89V91H66V93H67V89L65 90V88H63ZM63 89L60 91H58L59 93H63L64 91H63ZM68 89H69V87H68ZM83 89H84V87H83ZM83 89H76V90H83ZM116 89H117V91H116ZM70 91H72V88H71V90ZM91 91H92V93H91ZM98 91V92H99ZM103 91V90H102ZM101 91V92H102ZM132 91H133V89L129 92V91H127V94L128 95H126V91H125V96H129L130 94L132 95ZM93 92H95V94L93 93ZM124 92V91H123ZM141 92V91H140ZM65 93V92H64ZM65 93V94H66ZM70 96H71V94H69ZM68 95V96H69ZM82 95V94H81ZM106 97V96H105ZM87 98H86V100H87ZM91 99H92V96L90 97ZM99 98V99H98ZM101 98V99H100ZM106 98H108V96L106 97ZM98 99V100H97ZM132 99V100H131ZM4 100V99H3ZM3 100H1V101H3ZM8 100V99H7ZM12 100V99H11ZM66 100V99H65ZM64 100V101H65ZM78 100V99H77ZM84 100V101H83ZM88 100V101H89ZM138 100H141V99H138ZM145 99H142V101H144ZM147 100V99H146ZM145 100V101H146ZM13 101V100H12ZM15 101V100H14ZM63 101V100H62ZM61 101V102H62ZM67 101H69V100H67ZM74 101H76V100H72L71 101V103L73 102L74 103ZM144 101V102H145ZM148 101V100H147ZM154 101V100H153ZM6 101H3V103H5ZM8 102V101H7ZM6 102V103H7ZM66 102V101H65ZM64 102V103H65ZM70 102V101H69ZM137 102V101H136ZM136 102H134V103H136ZM144 102H142V103H144ZM2 103V104H3ZM9 103H10V101H9ZM9 103H8V105H9ZM71 103H69V104H71ZM79 103H77L76 102V106H77V104H78V106L77 107H75L74 108V106L75 105H73L72 107V109H75L76 110V113L75 114H73V115H77V112L79 111L78 110V108H80V107H84L85 108V106H80L81 104H79ZM139 103H141V102H139ZM146 103V102H145ZM144 103V104H145ZM149 103H151V102H149ZM155 103H156V101H155ZM11 104L13 105V102H11ZM148 104V103H147ZM146 104V105H147ZM5 107L6 106H8L7 104H3ZM14 105H15V102H14ZM13 105V106H14ZM20 105V104H19ZM22 105V104H21ZM60 105V104H59ZM68 105V104H67ZM137 105V104H136ZM135 105V106H136ZM145 105V106H146ZM150 105V104H149ZM152 105V104H151ZM18 105H16V107H17ZM137 106H139V105H137ZM148 106V105H147ZM2 107V106H1ZM4 107V108H5ZM141 107V106H140ZM15 108V107H14ZM83 108V110H85ZM145 108V107H144ZM16 109V108H15ZM63 109H64V107H63ZM71 109V108H70ZM70 109H69V111H70ZM71 109V111H73ZM81 109V108H80ZM120 109H122V110H120ZM133 109V108H132ZM148 109V108H147ZM12 110V109H11ZM18 110V109H17ZM74 110V111H75ZM78 110V111H77ZM141 110H142V107H141ZM143 110H145V109H143ZM142 110V113L144 112V114H145V111H143ZM9 111V110H8ZM13 111V110H12ZM19 111V110H18ZM66 111H67V109H66ZM70 111V112H71ZM109 111H107V112H109ZM111 111V114L113 113ZM133 111V110H132ZM134 111H135V109H134ZM137 111V110H136ZM140 111V108H139V110H138V112ZM9 112H11V111H9ZM14 112V111H13ZM68 112V111H67ZM126 112V113H127ZM18 113V112H17ZM73 113V112H72ZM79 113V112H78ZM92 113V112H91ZM95 113V112H94ZM100 113H102V112H100ZM123 113V112H122ZM125 113V112H124ZM137 113V112H136ZM141 113V114H142ZM5 114H7L6 112H5ZM12 114V113H11ZM65 114V113H64ZM97 113H95V115H96ZM105 115H106V113H104ZM108 114V113H107ZM110 114V113H109ZM129 114V113H128ZM132 114V113H131ZM130 114V115H131ZM139 114V113H138ZM144 114H142V116L144 115ZM151 114H153V113H151ZM9 115V114H8ZM16 115V114H15ZM26 115V114H25ZM25 115H23V116H25ZM66 115V114H65ZM104 115V116H105ZM119 115H120V113H119ZM123 115H125V114H123ZM122 115V116H123ZM146 115V114H145ZM2 116V115H1ZM5 116V115H4ZM7 116V115H6ZM11 116V115H10ZM61 116V115H60ZM70 116V115H69ZM69 116H68V118H69ZM90 116V115H89ZM107 116V115H106ZM121 116V115H120ZM119 116V117H120ZM134 116V115H133ZM147 116H149L148 114H147ZM8 117V116H7ZM71 117V116H70ZM75 117V116H74ZM85 117H86V115H85ZM87 117H88V115H87ZM86 117V118H87ZM102 117V116H101ZM115 117V116H114ZM117 117H118V114H117ZM116 117V118H117ZM145 117V116H144ZM2 118V117H1ZM13 118H14V116H13ZM13 118H11V119H13ZM63 118H64V116H63ZM65 118H66V116H65ZM83 118H84V116H83ZM92 118V117H91ZM90 118V119H91ZM94 118V117H93ZM104 118V117H103ZM129 118H130V116H129ZM138 118H139V116H138ZM147 118V117H146ZM19 119V118H18ZM59 119H60V117H59ZM95 119V118H94ZM111 119V118H110ZM120 119V118H119ZM133 119V118H132ZM139 119H141V118H139ZM143 119V118H142ZM6 120V119H5ZM17 120V119H16ZM15 120V121H16ZM58 120V119H57ZM63 121V119H60V121ZM70 120H72V118L70 119ZM69 120V121H70ZM127 120H130V119H127ZM135 120V119H134ZM8 121V120H7ZM9 121H10V119H9ZM84 121H86V120H84ZM87 121H89V118L87 119ZM95 122H96V120H94ZM1 122V121H0ZM2 122H4V121H2ZM18 122V121H17ZM93 122V121H92ZM21 123V122H20ZM20 123L19 124H17V125H20ZM23 123V122H22ZM21 123V124H22ZM26 123V122H25ZM62 123V122H61ZM60 123V124H61ZM79 123H81V124H83L82 122H79ZM94 123V122H93ZM93 123H91L90 124V122H89V124L92 126V124ZM52 124V123H51ZM50 124V125H51ZM78 124V123H77ZM88 124V123H87ZM23 125V124H22ZM25 125V124H24ZM76 125V124H75ZM75 125H73V127L71 128V129H73L74 128V130H76L77 128L76 127H74ZM79 125V124H78ZM84 125V124H83ZM89 125V126H90ZM96 126H94V124H93V127H89L88 126V129L89 128H94V129H98L99 128V126L97 125V124H95ZM107 125V124H106ZM1 126V125H0ZM21 126V125H20ZM87 126V125H86ZM86 126H83V128H81L79 131L80 132H83L84 130H85V132H86V130H88L87 129V127ZM98 126V127H97ZM122 126H124V125H122ZM159 126H161V125H159ZM158 126V127H159ZM59 127H60V125H59ZM58 127V129L60 130V128ZM103 127H104V125H103ZM121 127V126H120ZM145 127V126H144ZM146 127H148V126H146ZM150 127V126H149ZM68 128V127H67ZM78 128H79V126H78ZM126 128V127H125ZM123 129L124 131L127 129ZM160 128H162V127H159L158 129H156V127H154L153 129H151L150 130V128H147V133H145V130H144V132L141 130V133H138L137 132V134H135V133H133L132 134V132L130 131V132H128L127 130H126V133L124 134L123 132V134L121 133V132H115L114 131V129L116 130V128H112V130L111 129H109V130H104V131H100L99 129V131L98 132H96V133H94V134H89V135H86V136H83V135H79V134H76L75 132H73V131H70V130H68V131H64V132H61L60 134H55V136H54V138H52L53 140L52 141H54V144H56V148L58 147L59 148V146H60V148H62L63 146H64V148H62V149H60V151H62V152H64V153H66V155L67 154H72V155H75V156H77L78 158H80V159H78V160H82L81 158H83L84 159V157H85V160L87 159L86 157H88V159L90 160L91 159V157H93L92 159H94V160H92V163H87V165H90L91 164V166H89V167H92L93 169H95V170H98L97 172H101V171H99V169H101L103 166H110L111 167V169L112 170H117V171H124L125 169H129V168H131V169H129V170H132V168H133V170L134 171H132L133 173H129L127 170H125V171H127L128 172V174L130 175V178H131V176H133V177H136L137 178V176L136 175H131V174H135L134 172H136V173H138L139 171H141L142 169H145L146 170V172L143 170L142 171V173H141V175H147V173H149L148 171H150V170H161L162 172H170V170L171 169H169V163L168 162H170L171 164H172V161H176V162H180V166L177 164V166H179V167H176L175 169L177 170V168H178V170L176 171L177 173H176V175H178V176H175L176 178L177 177H179L180 178V180H184V178H186V179H188L189 180V183H194V184H198L199 182H202L201 184L204 186V188H206V187H208V189L210 188L211 189V191H215L214 189H216V191L217 190H222V191H224V192H226V198H223V200L221 199V200H217L218 201V203H216L214 206H211V204H213V203H209V204H207L206 206H205V204H197V203H194L192 200H190L189 202H188V199H187V201H186V199L185 200H181V199H179L180 201H175V203L174 202H172L171 203V197H170V202H169V196H168V198H166V197H164V199L162 200V201H159V203L157 204V206H155V207H149V205L150 204H148V206H146L147 205V202H146V199H144V202H145V206L147 207V208H142L143 206H141L142 205V202L140 201V199H141V197L139 198L138 197V199H136V202H138V201H140L141 203V205H136L137 207H138V209H137V207L136 206H134V208H136V213L135 212H133L134 214H129L128 213V211H133V210H130V208L131 207H129V209L127 208V210L125 209V210H121V209H116V208H113V207H111V206H109L108 205V203L106 204L105 203V205L104 206H102L101 205V207H103V208H101L100 206V208L102 209L101 211H103L104 210V208L105 207H107V208H105L107 211L105 212V210H104V212L105 213H103V212H101V214L99 215V216H90V214L91 213H95V212H100V209L97 207V206H95V204H102V203H100V202H98V200L96 201L95 199H94V201L92 202L91 201V199H93V197L91 198V197H88V195L87 194H89L90 195V190H86V187H85V193H87L88 191L90 192H88L87 194H86V196L88 197H84V199H86L85 200V202L83 201V203H82V201H81V205H80V207L78 208L77 206H79V204H80V201H78L79 202V204H76L75 203V205H76V208H78L77 209V211L75 210V205H74V208H72V210L74 211H76V213H75V215L77 216L78 214L79 215H81V216H83V218L82 219H79L78 221H76L75 222V224L77 225V226H79V228L77 229L76 228V234H73V237L71 236L70 237V239L69 240H67L66 239V237L65 238H63L62 237V235H60V237L59 238H63V240L65 239V245L64 244H58L57 243V241H59V242H61L60 240H62V239H59L58 237L56 238L55 237V230L54 229H49V228H45V232H50V234H51V236L52 237H55V239H57V241H54L53 239H50V237L49 236H44V237H42L41 238V241H39V243H37L38 242V239H37V242L36 241H34L36 244H38L37 246H36V248H35V246H31V250H32V248H35V249H37L40 253H41V255H42V259H43V263L44 264H54V263H57V264H103V263H101V261L103 262L104 260H106V259H104V257L106 258V255H108L107 256V260H109L111 257V264H125V262L127 263V261L126 260H128V258H129V256H128V251L130 250V249H127V247H124L126 244H125V239L122 237V235H121V232L123 231L124 232V234L125 235H127V237L129 238V240L132 242V244H134V245H136V247H155V246H157V245H161V246H165V245H167V247L171 244V243H174V242H176L181 236H183V235H185V234H187L188 232L187 231H189L190 229H192L193 227H195L196 225H198V223L201 221V217H203V215H205V214H208V213H210L211 211L212 212H216V216H214V218L211 220H203V221H201V224L199 225V227L200 228H203L204 229V232H199V231H197L198 229H196V232L198 233V244L196 245V250L197 249H199V250H202L203 248L204 249H206V248H209V249H212L213 247H218V248H220V246H221V248H225L224 250H227V248H229V246H231L230 248L231 249H234V250H231L233 253H235V254H239V253H241L242 255L244 254V252H245V254L243 255V258L242 259H244V262L242 263V264H248L249 263V261L248 260H250L251 259V257L253 256L252 255V253H251V251L252 250H250V249H253L254 248V250L255 251H252V252H254L253 254L255 255V252L257 253L256 254V256H257V258L259 259V260H257V261H259V263H262V264H264V253H263V249H264V135L263 134H259V135H257V136H244V135H235V136H233L232 134H228V135H226L227 137H225L224 139L227 141V144L225 143V144H219L218 142L217 143H215V142H213V141H210L208 138L206 139V137H205V141H203V142H206V143H203L202 141H201V139L200 140H197V139H194V137L193 138H189V139H175L174 140V137L175 136H172V135H169L168 133H166L165 132V130L163 131L162 129H160ZM62 129V128H61ZM167 129V128H166ZM16 130V129H15ZM15 130H12V133H11V135H9L8 137H6V138H10V139H16V138H18L17 136H19V140L17 141V144H18V142L20 143L21 141H23L21 138H20V135H22V134H20L19 133V135H18V130L15 132ZM20 130V129H19ZM38 130V129H37ZM41 130V129H40ZM51 130V129H50ZM49 130V133H48V136H50V133H51V135L52 134H54V132H53V130H51L50 131ZM58 130V131H59ZM118 130V129H117ZM120 130V129H119ZM128 130H129V128H128ZM131 130V129H130ZM134 129H132V131H133ZM137 130V129H136ZM138 130H140V128L138 129ZM150 130V131H149ZM5 131V130H4ZM21 131V130H20ZM19 131V132H20ZM43 131V130H42ZM78 131V130H77ZM168 131V130H167ZM6 132V131H5ZM5 132H4V134H5ZM23 132H26V133H28V135H29V132H27V131H22L21 133H23ZM91 133L92 131H91V129L89 130V131H87V133ZM150 132V133H149ZM181 132V131H180ZM2 133V132H1ZM7 133V132H6ZM14 133H15V135L17 134V136H15L14 135ZM127 133H130V134H127ZM8 134H10L9 132H8ZM3 135V134H2ZM2 135H0V138H2ZM15 136L14 138H13V136ZM24 135V134H23ZM27 135V137H25V138H27V139H29V140H31L32 139V137L34 136V134L32 135V136H30L31 138H28L29 136ZM31 135V134H30ZM185 135V134H184ZM183 135V136H184ZM12 136V137H11ZM45 136H47V135H45ZM180 136V135H179ZM186 136V135H185ZM22 137V136H21ZM52 137V136H51ZM222 137V136H221ZM220 137V138H221ZM5 137H3V140H5V143L7 142ZM22 138H24V137H22ZM10 139H8L9 141L8 142H11V140ZM46 139L48 140V138H45V141H44V143L46 142ZM14 140H12V143L13 144H15L16 142L14 141ZM26 140V139H25ZM28 140V141H29ZM220 140V139H219ZM223 141V140H222ZM7 142V143H8ZM1 143H4V142H2V139H1V141H0V146H1ZM38 143V142H37ZM39 143H43V141H40ZM38 143V144H39ZM43 143V145H46L47 143H45L44 144ZM20 146V145H19ZM40 146V145H39ZM66 146V147H65ZM4 147H5V145H4ZM9 147H11V146H7V147H5V148H3V147H1V149H0V153H3V155H6L7 153L9 154L10 153V155H11V152L12 153H23V152H25L26 150H22V149H18L17 148V146H16V148L14 149V146L12 147L13 149H8ZM44 147V146H43ZM84 147V148H83ZM55 148V147H54ZM55 148V149H56ZM80 148H81V150H82V148L83 149H86V148H89V151H85V152H80ZM40 149H42L41 147H40ZM53 149V148H52ZM55 149H54V152H55ZM65 149V150H64ZM38 151H39V148L37 149ZM36 151V150H35ZM56 151H59V149L57 150L56 149ZM34 153V152H33ZM36 153V152H35ZM38 153V152H37ZM57 153H59V154H61L60 152H56V154ZM15 154V155H16ZM50 154H51V152H50ZM52 154H55V153H52ZM8 156V155H7ZM6 156V157H7ZM47 156V155H46ZM10 156H8V158H9ZM50 157H52V156H50ZM90 157V158H89ZM3 158H5V156H3ZM1 160H2V157L0 158ZM85 160H83L84 162H82V163H85L86 164V162H85ZM89 160H87V161H89ZM9 161H11V160H9ZM41 161H43V160H41ZM190 161H192V162H198L199 161V163L201 162H203L202 164H204V162H206L205 164L207 165V167L205 166V164H204V166H202V164H200L202 167L201 168H199L197 165V169H192V164H190L191 162ZM52 162H54L53 164H52ZM67 164H64L63 163V161H62V159L61 158H58V159H53L51 162H50V164H48V163H46V164H42V165H39V167H41L40 168V170L43 172H41V174L39 173L38 175H39V177L41 178V176H42V178H44V182H45V184H44V182H41V185L43 184L44 185V187L45 188H43V189H47V188H49L50 190L55 186H59V183H60V185H61V188H62V190L63 191H65L66 189H64V188H66L67 187V185H68V183H67V179H69V178H66L65 177V175H71V177H74L75 178V176H73V172H75V170H77L78 171V169L79 168H75V167H79V166H77V164H76V166H75V164L72 162L71 163V161L69 162V160H67ZM178 162V163H179ZM187 162H188V164H187ZM208 162H209V165H210V163H211V165L209 166L208 165ZM174 163V162H173ZM193 163V164H194ZM72 164V165H71ZM84 164V166H83V164H82V166L83 167H85L86 165ZM196 164V163H195ZM73 165H74V167H73ZM191 166V168H190V166ZM187 166H189V168L187 167ZM8 167V166H7ZM105 167H103V169L105 168ZM31 168H33V167H31ZM30 168V169H31ZM91 168V169H92ZM194 168V167H193ZM34 169H36L35 167H34ZM88 169V168H87ZM109 170H110V168H109ZM158 170H157V172H158ZM174 170V169H173ZM29 171V170H28ZM27 171V172H28ZM73 171V172H72ZM117 171H115V172H117ZM154 171V172H155ZM21 172V171H20ZM23 172V174H24V170L22 171ZM32 172H34L33 171V169H32ZM96 172V171H95ZM118 172V173H119ZM131 172V171H130ZM152 172V171H151ZM150 172V173H151ZM153 172V173H154ZM156 172V173H157ZM160 172V171H159ZM174 172V171H173ZM172 172V173H173ZM26 173V172H25ZM36 173V172H35ZM75 173H77V174H74V175H78V172H75ZM84 173V172H83ZM92 173H94V172H92ZM122 173V172H121ZM144 173V174H143ZM150 173L147 175V176H149V177H152V175L153 176H155L156 174L154 173H151L152 175L150 176ZM171 173V172H170ZM171 173V174H172ZM0 174H1V171H0ZM28 174L29 173H27V175H26V177H30L31 179H29L28 178V180H32V178H35V176H33L32 175V177L30 176L31 174H29V176H28ZM86 174V173H85ZM112 174V173H111ZM109 175V177L111 176L112 177V175H114V174H112V175ZM122 174H124V173H122ZM168 174V173H167ZM174 174V173H173ZM3 175V174H2ZM2 175H0V176H2ZM5 175V177H3ZM3 176H2V179L0 178V181L1 180H3L4 178L5 179H7V178H9L10 179V177L12 178V176H10V175H8V177H7V174H4ZM37 175V176H38ZM41 175V176H40ZM105 175V174H104ZM10 176V177H9ZM85 176H87V175H85ZM96 176V175H95ZM157 176V175H156ZM173 176V175H172ZM7 177V178H6ZM39 177H38V180H39ZM70 177V176H69ZM79 176H76V179L75 180H77V179H80V178H78ZM80 177H81V175H80ZM92 177H94V176H92ZM97 177V176H96ZM95 177V178H96ZM99 178L101 177V176H98ZM110 177V178H111ZM119 178H120V176H118ZM123 176H121V178L120 179H123V178H125L126 176H124L123 178H122ZM143 177V176H142ZM159 177V176H158ZM95 178H93V180H95ZM105 178V177H104ZM113 178V177H112ZM115 178L116 177H114L113 179H114V183L112 184L111 182H110V180L108 179V178H106L105 180H104V182H101L100 181V179L102 180L103 179V177H101L99 180L98 179H96V182H101V184L99 183V184H94L95 183V181H93L92 179V182L91 183H93L94 184V186L96 185V187L94 188V186H93V184H91V186L94 188H92L93 190H100L98 187H100L101 185H103L102 187H101V190L103 189V190H105V189H107L106 187L107 186H105V185H108L109 183H111L112 184V187L110 186V185H108V187L112 190V193H111V190L108 188L107 190L109 191V192H107V193H111L110 195H112V196H110L109 198L111 199H113V201H112V203H117V205H124L128 200V198L129 197H124V199H121V197L123 198V193H119V194H116V192H119V191H117L116 190V188L119 186V184L117 183H115ZM119 178H117V179H119ZM145 178V177H144ZM161 178V177H160ZM169 178H171V177H169ZM179 178H177V179H179ZM119 179V180H120ZM151 179V178H150ZM153 179V178H152ZM155 179V178H154ZM153 179V180H154ZM159 179V178H158ZM157 179V180H158ZM167 179V178H166ZM176 179V180H177ZM12 181L14 180V178H12L11 179ZM10 180V182H12ZM71 180H73V179H71ZM80 180H82V179H80ZM80 180H79V182H80ZM89 180H90V178H89ZM89 180H86L87 182H89V184H90V181ZM141 180V179H140ZM145 180H146V178H145ZM4 181V180H3ZM16 180H14L13 182H15ZM78 181V180H77ZM103 181V180H102ZM108 182V184H107V182ZM122 181V180H121ZM126 181V180H125ZM147 181V180H146ZM148 181H149V179H148ZM147 181V182H148ZM151 181V180H150ZM40 182H39V186H40ZM81 182H83V181H81ZM106 182V183H105ZM135 182V181H134ZM146 182V183H147ZM159 182V181H158ZM183 182V181H182ZM185 182V181H184ZM197 182V183H196ZM3 183H5V182H3ZM22 183V182H21ZM38 183V182H37ZM55 183H56V185H55ZM58 183V184H57ZM73 183V182H72ZM103 183V184H102ZM124 183V182H123ZM127 183V182H126ZM142 183V182H141ZM146 183H145V185H146ZM154 183H156V182H154ZM13 184L14 183H12V186H13ZM75 184V183H74ZM105 184V185H104ZM117 185V187L116 186H114V185ZM130 184H131V182H129V186H130ZM150 184V183H149ZM158 184V183H157ZM20 185V182H18V185H17V187H20L19 186ZM25 185V183L23 184V186ZM27 185V184H26ZM25 185V186H26ZM37 185V186H38ZM53 185V187H51L50 188V186H52ZM79 185V184H78ZM82 185V184H81ZM81 185L80 186H78V188L76 187V185H75V188H77V189H75V190H80V188H81ZM85 185V184H84ZM99 185V186H98ZM124 185H125V183H124ZM127 185V184H126ZM140 185V184H139ZM151 185V184H150ZM162 185V184H161ZM160 185V186H161ZM11 186V185H10ZM11 186V187H12ZM24 186V187H25ZM57 186V187H58ZM98 186V187H97ZM105 186V187H104ZM115 187V190H114V187ZM128 186V185H127ZM128 186V187H129ZM134 186V185H133ZM137 186V185H136ZM201 186V185H200ZM203 186H202V188H203ZM24 187H22V185H21V188H24ZM28 187V186H27ZM26 187V188H27ZM41 187H43V186H41ZM55 187H54V189H55ZM69 189H68V187H67V189H68V191H71L72 190V188L71 187H73V186H70L69 185ZM128 187H126V188H128ZM140 187L141 186H138L137 188H139V190H140ZM142 187H145V186H143L142 185ZM21 188H19L18 190H19V192H20V190L22 191V189ZM89 188V187H88ZM97 188V189H96ZM124 188H125V186H124ZM123 188V189H124ZM195 188H197V186L195 187ZM2 189H3V187H2ZM2 189H0V191L2 190ZM5 189V188H4ZM3 189V190H4ZM28 189V198L27 199H22V198H24V197H21V199L22 200H26L25 202H29V193H31L30 192V189H29V187L27 188ZM54 189H52V190H54ZM58 189H60V188H58ZM58 189H55V190H58ZM74 189V188H73ZM131 189H134V188H131ZM144 189H146V188H144ZM207 189V188H206ZM207 189V190H208ZM2 190V191H3ZM16 189H14V191H15ZM24 191H22V192H24V194H25V188L23 189ZM75 190H73V192L75 191ZM102 190V191H103ZM118 190H120L119 189V187H118ZM136 189H134V191H135ZM138 190V191H139ZM142 190H143V188H142ZM14 191H13V193H14ZM17 191V190H16ZM63 191L60 193L61 194V197H62V200L65 202V201H67V200H69V199H71V201L74 199L72 196H73V193H64L63 194ZM87 191V192H86ZM94 191V192H95ZM98 191L95 193V195H97L98 197H101V191H99L100 193H98ZM113 191H116L115 192V195H114V192ZM121 191V190H120ZM132 191V190H131ZM153 191V190H152ZM168 191V190H167ZM4 192H6V193H8V191H4ZM26 192V193H27ZM34 192H35V194H39L40 196H41V192L39 191V190H36V188L34 189ZM34 192H32V193H34ZM77 191H75L74 193H76ZM105 192H106V190H105ZM127 192H129V191H126V193ZM137 192V191H136ZM136 192H134L135 194H136ZM140 192H141V190H140ZM218 192V191H217ZM6 193H4V194H6ZM11 192L9 191V193H8V197H9V195H12V194H10ZM17 192H15V194H16ZM21 193V192H20ZM20 193H18V194H20ZM44 193V192H43ZM43 193H42V195H43ZM84 193V194H85ZM98 193V194H97ZM103 193V195H105V194H107V193H104V192H102ZM126 193H125V196H126ZM131 193V192H130ZM129 193V194H130ZM133 193V194H134ZM147 193V192H146ZM209 193H210V191H209ZM2 194H3V192H2ZM21 194H23V193H21ZM47 195V198H46V201H50L49 203L51 204V202H54L55 203V201H51V200H53V198L52 197H54V196H56V195H54L53 193H49L50 194V196H52V194L54 195V196H52L51 198L52 199H50V196H49V194L48 193H46ZM83 194V193H82ZM82 194H79V195H81L82 196ZM83 194V195H84ZM101 194V195H100ZM109 194H107V195H105L104 197H103V195H102V198H107V196L109 195ZM121 194H122V196H121ZM132 194V193H131ZM130 194V195H131ZM132 194V195H133ZM149 194V193H148ZM150 194H151V192H150ZM168 194V193H167ZM217 194V193H216ZM32 195H34V194H32ZM44 195H45V193H44ZM43 195V196H44ZM65 196V200H64V196ZM69 195V196H68ZM75 195H77V194H75ZM75 195H74V197H75ZM79 195H77V197L79 196ZM100 195V196H99ZM117 196L116 198H113L114 196ZM119 195V196H118ZM128 195V194H127ZM146 195V194H145ZM176 195V194H175ZM174 195V196H175ZM178 195V194H177ZM176 195V196H177ZM2 196H4V195H2ZM15 196H17V195H15ZM14 196V197H15ZM40 196H38V199H37V197L36 198H34L35 199V201L38 203V201L37 200H41V199H39V197ZM42 196V197H43ZM57 196H59V195H57ZM91 196V195H90ZM93 196V195H92ZM134 196V195H133ZM148 195H146L145 197H147ZM171 196V195H170ZM5 197V199H1V200H6V196H4ZM4 197H2V198H4ZM27 197V196H26ZM25 197V198H26ZM68 197V198H67ZM72 197V198H71ZM80 197V196H79ZM78 197V198H79ZM182 197V196H181ZM184 197V196H183ZM187 197V196H186ZM211 197V196H210ZM215 197V196H214ZM20 198V197H19ZM41 198V197H40ZM44 198H45V196H44ZM76 198V197H75ZM188 198V197H187ZM212 198V197H211ZM11 201L13 202H11L10 204H15V207L17 206V208H15V210L16 209H20L21 208V205L20 204H22L23 202L21 201H18V202H16L17 200H18V198H16L15 197V199L13 198V197H11ZM50 199V200H49ZM56 199V198H55ZM61 198H59L58 200H60ZM83 199V200H84ZM87 199H88V201L90 202H88L87 201ZM114 199H116V201L114 200ZM126 199V200H125ZM162 199V198H161ZM175 199V198H174ZM176 199H178V197L176 198ZM175 199V200H176ZM190 199V198H189ZM204 199V198H203ZM213 199V198H212ZM216 199V198H215ZM7 200H8V198H7ZM15 202H14V201ZM45 200V199H44ZM57 200V199H56ZM61 200V201H62ZM106 200H109L108 198L106 199ZM129 200H130V198H129ZM138 200V201H137ZM149 200V199H148ZM147 200V201H148ZM198 200V199H197ZM232 201L233 200V202L232 203H230L228 206H226L225 208H220V206L221 205H223L226 201ZM34 200H33V202L35 203V205L37 204L36 202H35ZM41 201H43V199L41 200ZM96 201V202H95ZM110 201V200H109ZM173 201V200H172ZM200 201V200H199ZM213 201V200H212ZM216 201V200H215ZM23 203V204H25L27 207H24V208H26V210H28L29 208V206L30 207H32V205L30 204V205H27L26 203ZM31 202H32V200H31ZM32 202V203H33ZM40 202V201H39ZM43 202H45V201H43ZM98 202V203H97ZM144 202H143V205H144ZM157 202V201H156ZM155 202V203H156ZM161 202V203H160ZM193 202V203H192ZM214 202V201H213ZM4 203H6V201L5 202H3L2 204H4ZM17 203H20V204H17ZM33 203V204H34ZM41 203V202H40ZM49 203H46L47 205H48V207H52V206H54V205H56V204H58V203H53L54 205H50ZM86 203V204H85ZM87 203H89V205L87 204ZM91 203L92 204H94L93 206L91 205ZM119 203V204H118ZM132 203V202H131ZM134 203V204H133ZM132 203V208L131 209H134L133 208V205H135L136 203L135 202H133ZM149 203V202H148ZM45 204V207H44V209L45 208H47V209H45V210H48V212L52 209L51 207L50 208H48L47 207V205ZM1 205V204H0ZM5 205H7V204H4L3 206H5ZM20 207H19V206ZM37 205H39V203L37 204ZM50 205V206H49ZM59 205V204H58ZM61 205V204H60ZM59 205V208H60V210H63V207H61ZM115 205V204H114ZM153 205V204H152ZM2 206V205H1ZM14 206V205H13ZM70 206V205H69ZM72 206V205H71ZM110 208H109V207ZM140 206V207H139ZM144 206V207H145ZM8 207H9V205H8ZM41 207H43V206H41ZM39 208L38 209V211H39V213H38V211H36V209H35V213H38V216L39 217H41V215H40V213H42V215H44L43 214V211H44V209L43 208ZM68 206H66V209H64L65 210V213L64 212H62V211H58V212H61V213H64V214H68V212H66V211H68V208H70V207H68ZM95 207H97V208H95ZM149 207V208H148ZM5 208H6V206H5ZM139 208H141V209H145V210H142V211H144V213L142 212V211H139ZM6 209H8V208H6ZM9 209L10 210H12V211H14V209L12 208H10L9 207ZM8 209V210H9ZM71 209V208H70ZM69 209V210H70ZM140 209V210H141ZM3 210V209H2ZM20 210H22V209H20ZM26 210H24L23 209V214L25 213H27V211ZM42 212H41V211ZM54 210H56V209H52V211L53 212H55L56 213V211H54ZM63 210V211H64ZM12 211H10V212H12ZM24 211H26V212H24ZM29 211V210H28ZM72 211V212H73ZM2 212V211H1ZM1 212H0V214H1ZM5 212V211H4ZM15 212H17L16 214H20V216H21V219H22V215L23 214H21L22 213V211H19V210H16V211H14V213ZM52 212V213H53ZM140 212V216H137V213H139ZM142 212V213H141ZM34 213V214H35ZM70 214H71V216H74L75 217V215H73L74 214V212H73V214L71 213V210H70V212H69ZM6 214H7V212H6ZM13 214V212L10 214V215H12ZM56 214H60V213H56ZM66 214V215H67ZM70 214H68V216H66V217H68V219H71L70 218ZM18 215H16V216H14V214H13V218H17V217H20V216H18ZM37 215V214H36ZM36 215L34 216V217H36ZM46 215H48V214H46ZM4 217V214L2 215H0V218H2V220L1 221H3V219H5V218H3ZM38 216L36 217V218H38ZM45 216V215H44ZM44 216H42V219H43V217ZM48 216H50L51 217V215H48ZM66 217H63V218H65V219H67ZM29 218H31V216H29ZM35 218V219H36ZM44 218H46L47 220H48V218L47 217H44ZM52 218V217H51ZM7 219L11 222V218L9 219V216L7 215ZM21 219H18V220H16V219H14L15 221H13V222H9L8 220L5 222V220H4V223H10V224H15V222L17 221V222H20V220ZM23 219H25V217H23ZM46 219H45V221H46ZM58 219V217L55 219L54 218V220H55V222H51L52 220H53V218H52V220L49 218V220H48V223H52L53 224V226H51V227H55L56 226V224L58 225H62L63 223H65V222H67L66 220H57ZM62 219V218H61ZM72 219H73V217H72ZM41 220V219H40ZM56 220H57V223H56ZM17 222H16V224H17ZM62 223V224H60V223ZM68 222H69V220H68ZM67 222V223H68ZM45 224V225H50V224ZM13 224V225H14ZM20 224V223H19ZM66 224V223H65ZM34 225V224H33ZM36 225V224H35ZM34 225V226H35ZM39 225H44L43 223L42 224H39ZM44 225V226H45ZM55 225V226H54ZM30 227V226H29ZM50 227V226H49ZM57 227V226H56ZM21 231V230H20ZM72 231V230H71ZM70 231V234H72L73 233V231L71 232ZM1 233V232H0ZM25 233V232H24ZM173 234V236L172 237H170V236H168V234ZM26 234V236H28L27 234L28 233H25ZM30 234V233H29ZM170 234V235H171ZM4 235H6V236H8V234L7 233H4ZM24 235V234H23ZM22 235V236H23ZM34 235L35 234H33V235H31V236H28V237H26L25 235V238H29L28 240H27V242L29 241V246H30V244H32L31 242H32V240H34L35 238H32V237H34ZM58 235V234H57ZM66 235H67V233H66ZM65 235V236H66ZM42 236H43V234H42ZM70 236V235H69ZM186 236V235H185ZM9 237V236H8ZM17 237H19V236H17ZM35 237H37V236H35ZM38 238V237H37ZM190 238V237H189ZM19 239H23V237H20ZM32 239V240H31ZM59 239V240H58ZM192 239V238H191ZM3 240V239H2ZM36 240V239H35ZM62 240V241H63ZM187 240H189V239H187ZM194 240V239H193ZM192 240V241H193ZM15 241H16V239H15ZM31 241V242H30ZM68 241V242H67ZM179 241V240H178ZM177 241V242H178ZM18 242V241H17ZM64 242V241H63ZM62 242V243H63ZM165 242V243H164ZM196 242V241H195ZM21 244V247L22 246H25L24 245V243H22V242H20ZM34 243V244H35ZM194 243V242H193ZM18 244V243H17ZM35 244V245H36ZM183 244V243H182ZM191 242L189 243V244H187V246L189 245V247L191 246ZM3 245V244H2ZM9 245V244H8ZM19 245V244H18ZM174 245H175V243H174ZM185 245V244H184ZM127 246V245H126ZM171 246H173V244L171 245ZM198 246H200L199 248H198ZM223 246V247H222ZM226 246H227V248H226ZM5 247H6V245H5ZM77 249H76V248ZM170 247V246H169ZM181 247V246H180ZM185 247V246H184ZM8 248H11V246L9 247L8 246ZM23 249L25 248V247H22ZM79 248V249H78ZM128 250V251H126V249ZM171 248V247H170ZM192 248V247H191ZM190 248V249H191ZM194 247H193V251H192V253L193 252H195V255H196V250H194L195 249ZM200 248H202V249H200ZM186 249V251H187V248H185ZM189 249V250H190ZM3 250V251H2ZM1 251L3 252V255L2 256H6V259H8L9 258V255H6L8 252H6L5 250L6 249H2ZM25 250H26V248H25ZM221 250V249H220ZM223 250V251H224ZM107 251H109V254L108 253H106ZM198 251V250H197ZM228 251V250H227ZM11 252H13L12 250L10 251V256H13L12 255V253ZM33 252H35V251H33ZM38 252V254L40 255V253ZM200 252V251H199ZM219 252V251H218ZM236 252H239V253H236ZM243 252V253H242ZM6 253V254H5ZM17 253V252H16ZM25 253V252H24ZM198 253V252H197ZM217 253V252H216ZM224 253H226V252H224ZM0 254H1V252H0ZM14 254V253H13ZM37 254V255H38ZM135 254V253H134ZM176 254V253H175ZM217 254H219V253H217ZM216 254V255H217ZM241 254H239V255H241ZM137 254H135L134 255V257L132 258L133 259V262H134V264H146L147 262L146 261H144L143 259H142V257L141 256H139L140 258H138V256H136ZM152 255H153V258H154V256L155 257H158V256H156V255H159V254H156L155 253V255H154V253H152ZM179 255V254H178ZM178 255L176 256V257H178ZM202 255V254H201ZM227 253H226V257H227ZM25 256L27 257V256H29V255H27V254H25ZM110 256V257H109ZM127 256H128V258H127ZM181 256L182 255H180V257L179 258H177V259H174L175 260V263L176 264H187L188 262H187V260L185 261V259H186V257L187 256H182V257H185V259L184 258H181ZM197 256V255H196ZM203 256V255H202ZM222 256L224 257L225 256V254H222ZM229 256V255H228ZM1 257V256H0ZM17 257H18V253H17ZM30 257L31 258H33V255L31 256L30 255ZM164 257V256H163ZM162 257V258H163ZM175 257V258H176ZM220 257V256H219ZM230 257V256H229ZM229 257H227V258H229ZM25 258V257H24ZM28 258V257H27ZM170 258V257H169ZM169 258H168V260H169ZM189 258V257H188ZM198 258V257H197ZM204 258V257H203ZM217 258H218V256H217ZM217 258L215 259V260H217ZM256 258V257H255ZM254 258V259H255ZM256 258V259H257ZM3 259V261H4V264H5V262L7 261L6 259H4V258H2ZM26 259V258H25ZM30 259V258H29ZM156 259V258H155ZM157 259H160V256L157 258ZM156 259V260H157ZM189 259H191V258H189ZM199 259V258H198ZM209 259H211L210 257H209ZM213 260H214V258H212ZM211 259V260H212ZM220 259H222V257H220ZM240 259V258H239ZM239 259H237V260H234V262H236V261H238ZM255 259V260H256ZM6 260V261H5ZM22 260V259H21ZM26 260H28V259H26ZM141 260H143V261H141ZM161 260H163V259H161ZM167 260V261H168ZM172 260V259H171ZM174 260H172V261H174ZM193 260V259H192ZM192 260H190V261H192ZM205 260H206V258H205ZM214 260V261H215ZM228 260V259H227ZM155 261V260H154ZM195 261V260H194ZM194 261H192V262H194ZM219 261V260H218ZM217 261V262H218ZM248 261V262H247ZM22 262V261H21ZM105 262H107V261H105ZM144 262V263H143ZM157 262H160V260L159 261H157ZM196 262V261H195ZM205 262H207V264L209 263V264H216V263H210L208 260H206ZM223 261H220L219 263H222ZM224 262H226L225 264H233L234 262H232V261H225L224 260ZM223 262V263H224ZM230 262V263H229ZM242 262V261H241ZM150 263V262H149ZM152 263V262H151ZM161 263V262H160ZM172 263V262H171ZM198 263H200L199 261L198 262H196V264H198ZM219 263H217V264H219ZM251 263V262H250ZM258 263V262H257ZM7 264H16V262L13 260V259H11V261H9ZM30 264V263H29ZM35 264V263H34ZM105 264V263H104ZM107 264V263H106ZM108 264H110V260H109V262H108ZM159 264V263H158ZM161 264H164V261L161 263ZM166 264V263H165ZM170 264V263H169ZM173 264H174V262H173ZM191 264V263H190ZM194 264V263H193ZM235 264H237V262L235 263ZM239 264V263H238ZM255 264H256V262H255Z\"/></svg>",
	"mask_w": 264,
	"mask_h": 264
}]
</instances>
